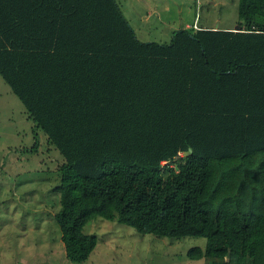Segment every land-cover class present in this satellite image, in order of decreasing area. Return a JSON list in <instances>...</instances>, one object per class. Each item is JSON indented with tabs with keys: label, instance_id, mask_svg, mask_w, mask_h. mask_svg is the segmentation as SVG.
Listing matches in <instances>:
<instances>
[{
	"label": "trees",
	"instance_id": "trees-1",
	"mask_svg": "<svg viewBox=\"0 0 264 264\" xmlns=\"http://www.w3.org/2000/svg\"><path fill=\"white\" fill-rule=\"evenodd\" d=\"M236 8L233 28L158 43L116 0H0V77L63 156L53 219L70 261L96 246L97 215L202 236L186 255L203 264H264V0Z\"/></svg>",
	"mask_w": 264,
	"mask_h": 264
},
{
	"label": "rangeland",
	"instance_id": "rangeland-1",
	"mask_svg": "<svg viewBox=\"0 0 264 264\" xmlns=\"http://www.w3.org/2000/svg\"><path fill=\"white\" fill-rule=\"evenodd\" d=\"M237 0H116L140 41L168 43L174 30L195 23L235 27ZM196 26V27H197ZM24 105L0 77V264H203L186 255L205 246L202 236L141 234L131 226L97 215L83 227L97 244L81 263L64 255L53 219L63 156L27 118ZM37 141L36 151H27Z\"/></svg>",
	"mask_w": 264,
	"mask_h": 264
},
{
	"label": "crops",
	"instance_id": "crops-1",
	"mask_svg": "<svg viewBox=\"0 0 264 264\" xmlns=\"http://www.w3.org/2000/svg\"><path fill=\"white\" fill-rule=\"evenodd\" d=\"M203 26H205V27H213V28H233V27H218V26H215V25H213V26L203 25ZM188 27H189V25H188Z\"/></svg>",
	"mask_w": 264,
	"mask_h": 264
},
{
	"label": "built area",
	"instance_id": "built-area-1",
	"mask_svg": "<svg viewBox=\"0 0 264 264\" xmlns=\"http://www.w3.org/2000/svg\"><path fill=\"white\" fill-rule=\"evenodd\" d=\"M194 26L196 27L195 23H194ZM179 154H181V153H179Z\"/></svg>",
	"mask_w": 264,
	"mask_h": 264
}]
</instances>
